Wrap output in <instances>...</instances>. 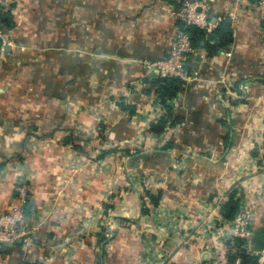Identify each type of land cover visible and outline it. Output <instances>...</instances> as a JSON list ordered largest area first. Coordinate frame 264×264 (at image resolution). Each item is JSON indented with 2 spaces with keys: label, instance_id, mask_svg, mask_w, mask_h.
Here are the masks:
<instances>
[{
  "label": "crops",
  "instance_id": "0c3cea01",
  "mask_svg": "<svg viewBox=\"0 0 264 264\" xmlns=\"http://www.w3.org/2000/svg\"><path fill=\"white\" fill-rule=\"evenodd\" d=\"M182 1L16 0L2 11L0 213L28 176L32 236L4 246L0 264H151L166 253L169 264H225L216 243L169 245L147 215L171 210L192 239L205 207L231 200L237 209L264 192V20L209 0L213 22L238 12L230 43L212 56L193 46L189 64L223 83L183 84L167 112L157 74L144 77L140 62L166 56L179 27L169 11ZM161 119L166 139L150 132ZM68 161L84 165L67 172ZM143 178L158 183L141 189ZM157 191L145 214L142 192Z\"/></svg>",
  "mask_w": 264,
  "mask_h": 264
},
{
  "label": "built area",
  "instance_id": "2783aa9c",
  "mask_svg": "<svg viewBox=\"0 0 264 264\" xmlns=\"http://www.w3.org/2000/svg\"><path fill=\"white\" fill-rule=\"evenodd\" d=\"M16 0H0V16L2 11L14 3ZM247 6L253 11L257 18L264 20V0H234L235 9H243ZM209 0H184L176 8L169 11V15L175 19L181 27L176 30L172 36L169 49L165 57L155 60L147 61L142 60L140 62L143 69L144 77L149 76L150 73L155 72L158 78H177L184 84H190L192 82H203L213 86L216 89V85L223 83L222 81H211L203 78L201 70L198 68H191L189 59L194 53L193 46L191 44V37L184 29L191 26L201 29L205 33V38L212 34L218 23L224 19H228L232 22L237 17V11L231 12L228 18L216 17V21L213 22L209 14ZM9 42L6 39L5 33L0 25V52L4 51L5 46ZM245 86H239L240 91H245ZM218 89V88H217ZM217 99H222L218 94V90H215ZM175 103V99L168 101V105L171 107ZM160 139L163 137L166 139L165 134L158 136ZM21 186V185H19ZM18 196L15 200L11 210L7 213H0V257L1 250L8 244H13L17 240H21L24 244L31 242L30 230L28 229L25 217V206L27 203V197L22 188H16ZM261 201L264 208V192L261 191L259 198L257 196H251L246 194L243 200L240 201L232 218L228 219L220 212L219 205H212L205 207V215L200 225L196 228L194 226L192 232V239L188 238L185 233L187 229L182 225V219L178 214L173 213L171 210L161 211V208L154 212H150L148 216L156 222L159 227H162L164 238H169V245L180 240L183 245L192 242L203 243L210 241L216 243L224 252L237 250V240L245 242L244 248L249 254L256 258L257 264H264V247L260 249H253L251 242L254 237V232L264 223V212H260L257 207V200ZM202 208L204 205H201ZM260 221V222H259ZM109 224V225H108ZM260 224V225H259ZM194 225V224H193ZM106 226L108 228H106ZM110 222L104 221L102 223L103 234L105 237L111 236L112 227ZM185 236H184V235ZM183 236V237H182ZM166 238V239H167ZM215 242H213V240ZM155 241V240H154ZM156 243V242H154ZM149 244V242H148ZM151 248L153 243H150ZM215 252V251H214ZM170 254H158L155 259H152L151 264H169ZM224 262V258L222 259ZM189 264H200L197 261L190 260Z\"/></svg>",
  "mask_w": 264,
  "mask_h": 264
},
{
  "label": "trees",
  "instance_id": "16d2710c",
  "mask_svg": "<svg viewBox=\"0 0 264 264\" xmlns=\"http://www.w3.org/2000/svg\"><path fill=\"white\" fill-rule=\"evenodd\" d=\"M251 1V0H250ZM4 16V13L3 15ZM0 16V25L5 33L4 23L6 21L3 20ZM179 28L181 25L177 24ZM184 31L190 35L191 44L194 47L201 48V42L203 43L202 48L206 51L207 56H212L217 53L220 49H223L230 43V21L228 19H224L214 29L212 34L205 38V33L201 29L196 27H187ZM156 90L159 94V105L163 107L167 112L169 110L168 101L171 99H175L178 93L181 92L183 87V82L178 80L177 78H156ZM168 115V114H167ZM168 118V116H166ZM165 117V118H166ZM179 118L173 119V125L175 122H178ZM166 125V120L161 119L155 126L150 127V132L154 136H159L162 134L163 129ZM161 198L160 191H157L155 195H151L149 193H144V200L142 201L144 207L143 212L148 213L147 206L156 207ZM236 203L233 201H227L220 207V212L223 216L230 219L235 213ZM261 224V225H260ZM260 226L254 232V237L251 242L253 249H260L264 247V223L260 222ZM105 240V239H104ZM245 242L237 240V250L230 251L228 250L224 257L225 264H257L256 258L248 253V251L243 247Z\"/></svg>",
  "mask_w": 264,
  "mask_h": 264
},
{
  "label": "rangeland",
  "instance_id": "374dc122",
  "mask_svg": "<svg viewBox=\"0 0 264 264\" xmlns=\"http://www.w3.org/2000/svg\"><path fill=\"white\" fill-rule=\"evenodd\" d=\"M2 52H4V51H2ZM95 151L97 152L98 150L96 149ZM103 151H104V150H103ZM83 165H84V164H80L79 162H72V161L70 162V161H68V162H66V163L63 164V170H67V172H69V171L74 172V171H76V170H79ZM111 167H112V169H114V170L117 169V166H116L113 162H111ZM83 169H84V168H83ZM246 170H247V169H246ZM23 175H25V174H23ZM28 180H29L28 176H26V177H23V176H22V177L20 178V180H18V182L15 184V187H14L13 190L16 192V188H22V189L24 190V192H25L26 197L28 198V197H29V194H30V187H29V184L27 183ZM140 181L143 183V184H142V183H139L141 189L144 188V187H143L144 184H147V185L151 186V183L154 182L155 185H154L153 187L155 188L156 183H158V182H156V181H153V180L150 179V178H143V179L140 180ZM19 185H21V186H19ZM149 190H152L151 187H150ZM16 193H17V192H16ZM142 193H145V192H142ZM17 194H18V193H17ZM17 196H18V195H17ZM110 223H111V221H110ZM106 228H108V227L106 226ZM148 235H150L149 232H148ZM30 236H32V235L30 234ZM30 239H31V237H30ZM180 240H181V238H180ZM180 240H178L176 243L174 242L172 246H176V245H178V246H183V243H182Z\"/></svg>",
  "mask_w": 264,
  "mask_h": 264
},
{
  "label": "water",
  "instance_id": "95a60500",
  "mask_svg": "<svg viewBox=\"0 0 264 264\" xmlns=\"http://www.w3.org/2000/svg\"><path fill=\"white\" fill-rule=\"evenodd\" d=\"M9 48H6V50H8Z\"/></svg>",
  "mask_w": 264,
  "mask_h": 264
}]
</instances>
